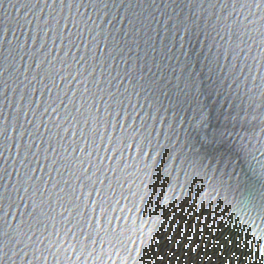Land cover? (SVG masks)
<instances>
[{
	"label": "snow or ice",
	"instance_id": "6c2138e0",
	"mask_svg": "<svg viewBox=\"0 0 264 264\" xmlns=\"http://www.w3.org/2000/svg\"><path fill=\"white\" fill-rule=\"evenodd\" d=\"M41 5L53 11L68 10L63 16L57 13L51 17L50 13L51 21H43L51 25L54 38H59L61 44L67 40L71 48L76 38L87 34L91 36L85 45H91L88 59H97L96 49L103 42L101 63L114 61L117 56L124 63L132 61L117 72L118 86L120 80L127 79L129 83L117 94L101 89L97 95L95 89L85 87L80 91L81 101L77 104L74 94L64 108L56 102L59 95L47 99L41 96L35 101L37 107L43 106L39 113L32 110V95L24 92L20 99H26V105L16 107L14 115L0 112V157H4L0 172L8 175L7 154L14 148L21 166L16 185L24 193L19 200L26 201L25 211L17 220L19 200H11L6 184L0 191V264H218L230 257L264 264V229L238 216L239 206L230 198L232 190L240 187L242 165L255 162L264 170V0H23L17 11ZM81 8L93 11L85 16ZM108 8L123 9L120 23L127 20L128 27L117 28L115 32L120 35H114L112 29H107V36L102 35L104 29L92 35V15ZM115 19L112 16L109 23ZM153 21L164 25L163 29L153 27ZM16 24L23 26L19 20ZM10 31L15 35L11 25L0 22V48L8 45L7 54L0 51V95L7 92L13 72L28 79L24 72L33 70L31 60L21 71L20 65L9 59L15 51V42L5 40ZM36 31H40L39 25ZM48 31L44 29L45 34ZM195 37H199L204 51L201 63L215 76L216 96L225 113V126L211 133L206 131L209 110L202 99V81L192 66V49L185 47ZM216 37L223 43L219 44L220 51L212 54ZM157 38L159 49L154 44ZM35 40L33 37V43ZM209 40L212 47H208ZM141 42L153 52L159 51L161 61L171 51L169 43L172 47L178 43L181 55L188 58L175 67L168 66L172 75H156L153 68L160 72L168 69L157 64L155 58L149 66L148 60L139 63L140 56L135 60L127 56L129 45L139 48ZM26 43L15 46L23 48ZM253 46L258 51L254 52ZM241 52H245L244 63L238 67L236 60ZM35 54L33 51L30 56ZM86 56L87 53L80 59ZM229 56L233 62L223 63ZM43 65V59L35 63L31 79L36 80L42 73V80L55 87L60 70L54 72L51 66ZM225 69L226 75L222 76ZM245 70L247 75L241 79ZM79 75L77 70L75 76ZM229 77L237 85L236 93L224 87ZM59 79L63 80L64 75ZM133 97L137 104L142 99L150 109L148 118L155 122L153 131L156 123L166 129L156 132L163 136L164 143H153L149 139L152 131L141 132L143 123L135 126L138 113L128 110ZM101 101L102 115L93 107ZM29 111L32 119H28ZM49 111L58 118L45 123L41 117ZM188 112L190 115H186ZM130 117L132 122L127 123ZM70 119L84 125L79 129L82 141L69 142L70 148L77 144L79 155L75 154L76 148L65 155L67 149L61 151L59 140L52 147V130ZM41 125L44 132L40 131ZM192 130L202 133L198 143L192 141ZM174 134L178 139L183 137L179 144L172 140ZM89 146L91 151H85ZM92 152L98 156L103 152L109 160L115 157V162L105 166L103 157L93 161ZM41 161L45 162L41 168L46 167L49 173L53 169L58 173L67 170L69 175L55 182L44 177L34 180L36 168L29 165ZM86 162L90 167H84ZM165 163L167 167L161 171L159 165ZM109 171L111 178L105 175ZM144 177L152 183L142 188ZM10 215L11 220H16L14 225Z\"/></svg>",
	"mask_w": 264,
	"mask_h": 264
},
{
	"label": "water",
	"instance_id": "95a60500",
	"mask_svg": "<svg viewBox=\"0 0 264 264\" xmlns=\"http://www.w3.org/2000/svg\"><path fill=\"white\" fill-rule=\"evenodd\" d=\"M22 2L23 0H0V22H2L4 25H11L15 31V35H13V32L10 31L5 37V40H13L15 42L12 45V47L15 48V51L12 53L9 59L12 61L13 64L18 63L20 65L21 71H24L29 60L32 61L33 70H35V63L43 59V67L46 68L51 66L54 72L56 71V69H59L60 72L57 74L55 87H53L51 83L42 80V73L41 76H37L36 80H32L31 76L33 74V70L24 72V75L28 76V79H24V76H19L13 72L12 78L8 80L9 87L7 92L3 95H0V112H4L6 114L12 113L14 115V110L16 107L21 104L26 105V99H20V96L24 92H29V94L32 95V110L36 111L37 113H39L43 109L42 105L40 107H37L35 103V101L41 96L47 99L49 97L55 98L57 95H59L60 100L56 102L60 103L61 108H64L65 105H68L69 99L72 98L74 94L75 102L78 104L81 101L80 91H82L85 87L89 88L90 90L95 89L97 95L100 94L101 89H107L113 92L114 94H117V92H123L124 87H127L129 81L127 79L120 80V85L118 86L117 80H119L120 78L117 77V72H120L124 68H127L132 61L124 63L123 61H121L119 56H117L114 61L108 60L104 63H101L100 54L104 50L103 42L101 43L100 47L96 49L97 59L94 61L88 59V57L91 56V52L89 51L91 45H87V47H85V45L87 40L91 38L90 35L86 34L84 37L76 38V42L71 48H69L67 40H65L63 44H61V40L59 38H54V32L51 30V25L43 24V21L46 19L51 21V17H55L57 13H60L61 16L66 15L68 13L67 9L60 10L59 8H57L55 11H53L51 8L43 7L41 5L31 10L21 9L20 11H17V9L20 8V4ZM49 2H51V0H49ZM13 5H15V7H13ZM72 11L75 12L76 10L73 9ZM79 11L85 16H88L92 13L93 10L90 8H81ZM25 13H27V15H25ZM50 13L51 17L49 16ZM122 15L123 9L114 8L103 9L100 11L99 14L92 15V19L89 21V24L94 28V32L92 33V35H95V33L97 32H101L102 29L105 30L102 33L103 36L108 35L107 29H112L114 35H120L119 33H116L115 30L117 28L126 29L128 27L127 20H124L123 23H120ZM155 15L158 16L159 14L156 13ZM236 15V13L233 14L234 17ZM112 16H116V19L109 23ZM17 20L20 21L21 25H23L22 27L16 24ZM24 21H30V23L25 24ZM93 21H95V23H93ZM38 25L40 26L39 32L36 31ZM153 27L162 30L164 25L158 24L156 23V21H153ZM45 28L49 29L47 34H45L44 32ZM65 31H67V29H65ZM212 35L215 36V33H213ZM33 37L36 38L35 43H33ZM138 39L140 38L138 37ZM215 39L217 44L216 47H212L211 40H209L208 42V47H212V54H215L217 51H220L219 44L223 43V41L220 40L219 37H216ZM23 41H27L23 48H18L15 46L16 44H19ZM154 44L157 49L161 47L158 38L154 41ZM41 45H43V47H41ZM188 46L192 49L190 57L192 60V66L194 67V70L199 73V78L202 81V99L209 110L208 128L206 129V131L211 133L213 130L225 126L226 121L223 119L225 113L224 110L220 107V104L218 103V98L216 96L215 76L214 74L209 73L207 65L201 63L204 58V51L200 49L199 37L192 38L189 42V45H186L185 47ZM7 47L8 45L5 44L3 48H0V51H4L5 54H7ZM129 47L131 48V51L126 50L127 56H131L133 60H135L137 56L142 57V59L139 61L140 64H143L144 60H148L149 66H151L153 58H155V62L157 64L162 63L164 67L168 69L166 72H160L157 68H153L152 72L156 75H172L168 66L170 65L171 67H175L176 65L182 63L185 59L188 58L181 55L182 50L180 49L178 43L175 47H172L170 43L168 44V47L171 48V51L168 52L167 56L164 58L163 61H161L160 59L161 53L159 51L153 52L151 48H147V46L144 45L142 42L140 43L139 48L133 45H129ZM253 48L254 52L258 51L255 46H253ZM33 51H35L36 53L35 56H30V53H32ZM145 51H147L148 53L147 56H145ZM245 52H241L240 58L236 60L238 67L243 66ZM85 53H87L86 59L81 60V55H84ZM53 57H55V59H53ZM49 62H51V65H49ZM232 62L233 58L231 56H229L226 61H223V63L229 65ZM69 65H71V67H69ZM77 70H79L80 72L79 76H75ZM59 75H64V79L60 80ZM221 75H226V69L224 72L221 73ZM246 75L247 71L245 70L243 73H241V79H243V77ZM74 76L75 78H73ZM0 79L3 78L0 77ZM97 81H99V83H97ZM45 83H48L47 88L44 87ZM25 85H27V88H25ZM0 87H2V85H0ZM224 87L227 91L236 93L237 85L232 83L230 77L225 80ZM243 87V85L240 87V95H242L243 93ZM33 88L36 89L34 93L31 92V89ZM65 88L67 89L66 94ZM130 94V92L124 93L125 96H128ZM5 95L8 97L7 100L4 99ZM85 95L87 96V93ZM105 100H107L106 94ZM101 103L103 102L101 101L93 105L94 108L99 109L100 115H102L104 112V109L100 107ZM125 105H128L127 100H125ZM132 105H135V107H132ZM132 105H128L129 112L138 113L137 115H135V126L138 128L139 125L143 123L145 125V128L140 129L141 132L147 134V131H152V136H150L149 139H152L153 143H157L158 141L160 143H164L163 136H157L156 132L166 131V129L162 128L161 125L156 123L155 131L152 130L151 126L154 125L155 122L152 119L148 118L150 109L146 105H144L143 100L141 99L139 104H137V100L135 99V97H133ZM69 109L71 110V106H69ZM151 115L155 116L156 114L151 113ZM186 115H190V112H188ZM53 118L58 117H56L55 113H51L50 111L49 113H45L44 116L41 117V119L45 123H47L49 120H53ZM28 119H32L31 111L28 112ZM109 119H111V117H109ZM117 119H119V117H117ZM131 122L132 117L129 118L127 123ZM73 124H75V122L71 121L70 119V121L65 122V124L62 125L60 128H55L52 130L55 134V139L52 142V147L55 148L56 140H59L60 143L63 145L61 151L67 149V151H64L65 155H68V153L71 151V148H76L77 151L75 154L79 155V148L77 144L73 143L70 148L69 142L82 141L83 138L79 134V129L83 128L84 125L82 121L80 124H75V126H71ZM29 127H31V125ZM119 127L120 126L117 125L118 129ZM64 128H67L66 132L64 131ZM40 131H45L43 125H41ZM39 134L40 133L38 132L37 135ZM201 134L202 133L200 131L192 130V141L194 143H198ZM182 139V136H180L179 139L175 134L172 136V140L175 141L177 144H179ZM101 148H103V145H101ZM85 151H91V147H86ZM131 151H134V148L126 152V156H130ZM52 155L55 156L56 153L53 152ZM118 155L119 153H117V156ZM101 157H103L105 166L112 165L115 162V157L109 160L106 156H104L103 152H101L99 156L96 152H92V156L90 157V159H92L93 161H97L101 159ZM44 163V161H41L40 164L29 165L30 167L36 168V171L33 173L34 180L38 177H44V179L46 180H51L52 182H55L56 179H63L69 175V172L67 170H62L58 173L55 171V169H53V171L49 173L46 167L43 169L41 168V165H43ZM3 164L4 157H0V165ZM19 167L21 166L16 160L15 149L13 148L7 154L8 175L4 176V174L0 172V176H3V179H0V191H2L3 186L6 184L9 189V196L13 201L19 200V198L24 194L23 188L16 185V180L18 178L17 169ZM84 167L90 166L86 162ZM159 167L160 170L163 171L164 168L167 167V164L165 163L163 165H159ZM262 172H264V170H262L260 166L255 162H253L251 165H242V180L240 187L238 189L234 188L230 193V198L236 201L239 206L237 210V215L241 216L243 220H247L252 223L253 227H257L259 229H264V175H262ZM105 175L111 178L113 174L109 171L105 173ZM136 183H141L140 178H137ZM150 183H152V181L148 177H144L141 187L143 188L144 185ZM25 203V200H19V209L17 211L16 217L17 220L20 218L19 213L25 211ZM15 207L16 206L14 205V208ZM65 215H67V213H65ZM11 223L14 225L16 223V220H11ZM65 227H71V224H65ZM69 237H71V233H69ZM18 247L22 248L23 246L19 245ZM22 254L23 253H21V255ZM30 256L31 253L29 254V257H26V259H29ZM14 259L18 260V258ZM205 264H208V262L206 261ZM241 264H251V262L245 260L241 261Z\"/></svg>",
	"mask_w": 264,
	"mask_h": 264
},
{
	"label": "clouds",
	"instance_id": "9594fccd",
	"mask_svg": "<svg viewBox=\"0 0 264 264\" xmlns=\"http://www.w3.org/2000/svg\"><path fill=\"white\" fill-rule=\"evenodd\" d=\"M218 264H241V261L236 257H230L228 261L220 260Z\"/></svg>",
	"mask_w": 264,
	"mask_h": 264
}]
</instances>
